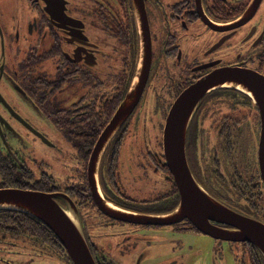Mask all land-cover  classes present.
<instances>
[{
    "label": "flooded vegetation",
    "instance_id": "af4514ba",
    "mask_svg": "<svg viewBox=\"0 0 264 264\" xmlns=\"http://www.w3.org/2000/svg\"><path fill=\"white\" fill-rule=\"evenodd\" d=\"M143 3L138 13L135 0H0V188L64 194L56 199L63 206L72 201L96 264H226L230 259L215 257L220 248L241 264H264L251 242L212 236L188 218H113L94 199L90 157L137 71L140 18L151 39L148 76L98 166L101 193L115 205L153 215L179 204L162 137L168 111L186 87L220 66L264 76V0ZM263 118L249 93L213 89L193 113L186 154L209 194L264 223ZM200 241L211 244V256ZM160 246L170 250L154 255ZM0 264L73 262L44 223L2 210Z\"/></svg>",
    "mask_w": 264,
    "mask_h": 264
},
{
    "label": "water",
    "instance_id": "95a60500",
    "mask_svg": "<svg viewBox=\"0 0 264 264\" xmlns=\"http://www.w3.org/2000/svg\"><path fill=\"white\" fill-rule=\"evenodd\" d=\"M138 13L143 0H135ZM142 49L137 71L126 96L106 125L89 161V182L94 199L101 210L113 218L139 223H173L190 219L201 231L212 236L253 243L264 256V223L241 213L209 194L193 176L186 154L187 131L193 113L209 91L223 86L236 87L249 93L263 110L264 76L238 66H220L186 87L172 103L163 130V155L180 191V202L163 214H145L122 208L105 199L98 179V166L114 133L135 108L143 91L151 62L149 28L140 18ZM264 125V118H263ZM260 167L264 180V127L259 146ZM62 193L21 188H0V209L24 212L50 228L67 251L73 264H96L86 242L81 220L72 201L61 205L56 197ZM229 224L233 228L217 225Z\"/></svg>",
    "mask_w": 264,
    "mask_h": 264
},
{
    "label": "rangeland",
    "instance_id": "374dc122",
    "mask_svg": "<svg viewBox=\"0 0 264 264\" xmlns=\"http://www.w3.org/2000/svg\"><path fill=\"white\" fill-rule=\"evenodd\" d=\"M42 156H45V150H43V155H41V157ZM48 156L50 157V159L48 160L50 163L53 164V163L57 162V161H55L56 157H53L51 153H49ZM58 159H60V158H58ZM155 177L158 178L157 176H154V178ZM173 244L177 246V244H175V243H173ZM199 247L203 249L206 256H208V254H209V256L212 255V252H210V249L212 248V246L208 241H200ZM155 250L158 252H155L154 255H156L158 253H162V252L167 251V250H170V247L169 246L168 247L160 246L159 250H157V249H155ZM216 250H217V252H214L216 258L219 259L221 257L222 258L224 257V258L230 259L226 264H241V262L235 260L234 257H232L231 255L228 254L229 251L226 248L223 250L221 248L216 249ZM55 263H58V262H55Z\"/></svg>",
    "mask_w": 264,
    "mask_h": 264
},
{
    "label": "trees",
    "instance_id": "16d2710c",
    "mask_svg": "<svg viewBox=\"0 0 264 264\" xmlns=\"http://www.w3.org/2000/svg\"><path fill=\"white\" fill-rule=\"evenodd\" d=\"M2 210H9V209H0V211H2Z\"/></svg>",
    "mask_w": 264,
    "mask_h": 264
}]
</instances>
